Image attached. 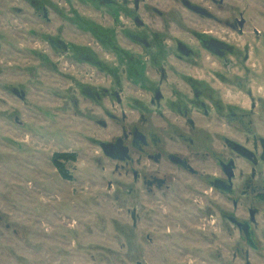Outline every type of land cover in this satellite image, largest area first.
<instances>
[{
	"label": "rangeland",
	"instance_id": "374dc122",
	"mask_svg": "<svg viewBox=\"0 0 264 264\" xmlns=\"http://www.w3.org/2000/svg\"><path fill=\"white\" fill-rule=\"evenodd\" d=\"M152 2L164 9V0H142L139 14L144 28H135L134 13L129 17L128 11L113 18L107 12L103 15L104 27L113 30L108 32L109 46L101 45L99 32L77 30L63 14H56L48 25L36 15L0 16L4 43L0 51V264H264V201L244 198L235 210L228 197L217 193L202 200L201 177L187 175L172 164L168 165L171 188L164 199V188L150 194L141 182L133 181V170L164 174V161L156 163L147 155L160 145L142 152L127 140L131 147L127 161L106 156L100 147V141H114L135 125L162 137L164 147L162 107L150 102L152 88L162 83L154 65L141 79L130 71L121 74L126 57L142 55L128 50L139 45L130 35L134 29L153 39L157 50L164 39H181L202 57L212 54L200 48V35L213 32L230 40L233 55L241 59L233 64V79L223 85L214 83L222 95L246 107L252 120L251 126L233 123L230 131L238 138L246 137L245 132L250 139L254 133L264 137V0H227L223 6L231 10L232 21L243 12L242 35L183 13L177 10L178 2L166 0L169 17L177 15L181 21L172 25L168 20L165 38L164 20L152 11ZM90 7L89 12H96ZM49 34L71 42L72 47L53 49L46 41ZM77 48L82 55L76 54ZM156 48L145 49L144 57L152 61L158 55ZM114 67L120 83L110 74ZM12 86L25 89L24 102L11 94ZM83 87L102 95L105 89L118 90L121 102L112 95L101 101L91 99L82 95ZM253 102L257 106L251 113ZM228 119L216 116L219 133L213 151L217 155L230 154L221 129ZM56 152L75 154V160L66 162L69 178L55 168ZM216 158H199L196 167L203 173H219ZM236 161L239 171L249 172L251 163ZM260 168L264 184V164ZM244 178L239 176L238 186ZM131 189L136 191L130 193ZM253 204L259 208L253 225L256 250L223 216L232 211L239 219H249L247 208ZM134 208L136 225L131 216ZM208 211H213L215 220L205 217Z\"/></svg>",
	"mask_w": 264,
	"mask_h": 264
},
{
	"label": "flooded vegetation",
	"instance_id": "af4514ba",
	"mask_svg": "<svg viewBox=\"0 0 264 264\" xmlns=\"http://www.w3.org/2000/svg\"><path fill=\"white\" fill-rule=\"evenodd\" d=\"M175 2H178L181 6H178L177 10H182L183 13L185 11L203 20L218 22L220 25L238 31L241 35L245 33L246 18L243 12H240V17H235L234 21H232L231 10L223 8L227 0H175ZM141 4L142 0H0V16L4 14L36 15L44 21L45 25H48L53 23L56 14H63L67 16L66 19L71 26L75 25L77 27V30L99 32L101 45L109 46L110 43L107 41H111L112 38L108 32L113 30L104 27L102 22L103 15L107 12L113 18L121 11H128L129 17L134 13L132 19L135 28H144L146 27L145 21L139 14ZM89 6L92 9H97L96 12H89ZM150 6L152 11L159 14L164 20L165 38V33L170 27V23L179 25L178 22L181 20L177 15L171 16L172 18L169 17L168 14L171 10L167 11L166 0H164V9H160L157 7V3L153 2ZM224 11H226V16L222 15ZM169 19H171L170 23L168 22ZM131 32L130 35L132 34L136 38L134 41L139 43V45H133L128 50L132 54L142 55L124 57L127 65L122 68L121 74L124 75L130 71L131 74L141 79L144 75L148 76L152 65H154L153 71H156L162 83L159 82L152 88L153 97H151L150 102L154 106L162 107L164 147L161 146L163 144L162 137L159 138L149 134L141 130L140 126L135 125L129 131L125 130L123 136L117 137L114 141H100L99 144L103 153L114 160L127 161L131 156V147L126 144L127 140H130L134 149L142 152H146L147 149L153 146L159 147L160 145L159 149L149 152L147 155L149 159L156 163L164 161V174L160 170L148 173L133 170V181L135 184L141 182L150 194L155 191H161L164 188V199L171 188L168 165L172 164L176 169L187 175L201 177L203 188L200 189L203 192V197L200 196V198L202 200L209 194L217 193L228 197L229 201L233 203L235 210L239 208L240 202L244 198L254 202L264 201V184L260 182L263 170L259 169L264 164V137L254 133L250 139V134L245 132L247 134L246 137L240 135L238 138L235 133L233 134L230 131L233 123L236 126L239 123L242 126H251L252 120L248 119L249 113L246 107H243L240 103H233L229 96L222 95L219 90L221 87H217L216 83H214V80H218L223 85V81L233 79V72L231 71L233 64H238L241 58L238 55H233L235 47L231 41L221 39L212 31L210 34L204 33V35H200V48L212 54L202 57L197 54L196 48L188 41L176 39L169 42L164 39L162 41L163 45L157 46V50L153 39H147L145 35H142L143 33L135 31V29ZM255 32L259 33L257 30ZM46 41L53 49L62 48L61 50L69 51L72 47L71 42H65L61 37L52 34L46 37ZM3 47L4 43L0 35V51ZM147 48H156L158 58L154 55L151 61L150 57H144L145 49ZM68 53L71 54V52ZM76 54L82 55V50L77 48ZM245 59H247V56H245ZM160 60L161 62H159ZM117 69L116 67L111 69L110 74L120 83V73ZM205 69L208 71L201 73ZM210 69L214 71L210 72ZM239 78L242 77L239 76ZM155 82L157 81L155 80ZM236 84L241 85L240 82H236ZM11 94L22 102L27 98V93L23 87L12 86ZM82 95L91 99L96 98L99 101L103 100L107 95H112L117 101L121 102L118 90H113L110 93L105 89L102 95L100 91L93 90L90 87L86 91L85 87H83ZM256 106L254 102L251 103V113L254 112ZM221 114L225 118H229L222 123L221 128L222 140L230 153H227V155L223 152L217 155V152L213 151L214 139L218 138L219 133L217 131L216 116L220 117ZM140 118H143V116ZM143 119L145 122L148 121L145 117ZM104 144H110V146L106 145L107 150H104ZM61 153L70 154L69 152ZM233 153L234 156L232 155ZM56 155L57 152L54 153L52 161L60 173L54 163ZM210 157H217L220 167L219 173H203L196 167L199 163V158L202 161H206ZM238 159H244L251 163L249 172L246 170L239 171L236 161ZM59 161L65 165V170L70 176L66 162L73 160L60 158ZM239 176L245 177L240 186L237 185ZM135 191V189H131L130 193ZM247 211L249 219L247 217L239 219L232 211L226 212L223 216L228 222L237 226L242 233L243 239L250 247L256 250L258 246L255 242L256 236L253 231V225L257 224L259 208L253 204L247 208ZM131 216L134 225H136L138 221L137 208L132 210ZM205 217L209 219L215 218L213 211H208ZM206 221L207 223L211 222L210 220ZM167 232H169L168 229ZM249 238L252 239L254 246L250 244Z\"/></svg>",
	"mask_w": 264,
	"mask_h": 264
},
{
	"label": "trees",
	"instance_id": "16d2710c",
	"mask_svg": "<svg viewBox=\"0 0 264 264\" xmlns=\"http://www.w3.org/2000/svg\"><path fill=\"white\" fill-rule=\"evenodd\" d=\"M65 159V160H75V154L74 153H57V155L54 158V163L55 165L58 167L60 173L65 177V178H69L68 173L66 172V168L65 165L63 163H61V161H59V159Z\"/></svg>",
	"mask_w": 264,
	"mask_h": 264
},
{
	"label": "water",
	"instance_id": "95a60500",
	"mask_svg": "<svg viewBox=\"0 0 264 264\" xmlns=\"http://www.w3.org/2000/svg\"><path fill=\"white\" fill-rule=\"evenodd\" d=\"M106 145H107V146H110V144H104V145H103L104 150H107V146H106ZM249 242H250V244H252V246H254V245H253V241H252L251 238H249ZM138 264H141V263H138Z\"/></svg>",
	"mask_w": 264,
	"mask_h": 264
}]
</instances>
